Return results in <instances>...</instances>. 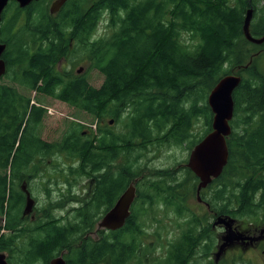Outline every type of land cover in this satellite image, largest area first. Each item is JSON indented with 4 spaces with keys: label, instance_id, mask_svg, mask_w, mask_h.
I'll use <instances>...</instances> for the list:
<instances>
[{
    "label": "trees",
    "instance_id": "trees-1",
    "mask_svg": "<svg viewBox=\"0 0 264 264\" xmlns=\"http://www.w3.org/2000/svg\"><path fill=\"white\" fill-rule=\"evenodd\" d=\"M51 1L40 0L25 8L24 25L16 36H4L8 44L6 73L13 87H0V94H6L0 97V107L5 106L0 114V217L6 213L10 194L19 193L17 185L33 168L32 158L46 157L52 150L45 149L42 137L33 136L45 119L42 104L33 107L32 115L39 114L32 116L34 123L29 121L22 129L30 103L17 98L19 86L35 90L43 80L39 86L43 94L93 119L108 117L121 123L119 134L111 130L109 135H91L74 129L56 144L53 149L59 158L66 156L65 171L75 183L97 176L104 168L107 161L102 148L116 144L118 153L129 159L120 180H102L87 205L75 209L72 221L44 213L36 221L24 223L21 244L0 237V252L9 251V263L49 264L66 251L67 264H150L142 249L145 231L135 211L124 228L99 231L98 239L92 236L94 225L141 175L142 155L130 158L135 142L138 152L154 143L193 149L212 129L209 94L230 74L242 77V82L234 93L232 133L227 138L229 162L220 178L202 192L203 200L219 214L232 213L246 220L262 218L264 44L250 43L243 30L250 5L258 9L259 17L260 6L264 17L262 0H69L54 15L49 10ZM105 18L108 33L96 38ZM251 32L257 38L264 36ZM70 44L89 55L91 69L103 76L101 86L92 85L85 74L56 70L63 54L73 50ZM18 67L24 71L23 79ZM29 74L36 75L34 83ZM19 104L24 107L22 113ZM108 109L112 110L109 114ZM196 127L204 131L198 135ZM187 171L198 184L195 175ZM154 186L153 194L144 197L147 205L160 201L179 216L192 217L157 264H186L196 255L205 259L212 248L209 232L207 243L202 244L203 225L184 202L187 193L195 195L196 186L180 182L173 173L157 175ZM208 191L211 194L206 196ZM19 197L24 200L22 192ZM137 232L142 235L137 237Z\"/></svg>",
    "mask_w": 264,
    "mask_h": 264
},
{
    "label": "rangeland",
    "instance_id": "rangeland-1",
    "mask_svg": "<svg viewBox=\"0 0 264 264\" xmlns=\"http://www.w3.org/2000/svg\"><path fill=\"white\" fill-rule=\"evenodd\" d=\"M261 6H264V0L261 1ZM106 21L107 18L101 22L96 38L108 33L106 30ZM252 22L251 31L264 35V17L260 19L258 9H256V14ZM67 42L68 40L64 41L63 44ZM64 54L66 56V62L64 66L62 65L61 67L62 71L69 70L74 75H78L77 73L85 74L92 85L95 87L101 86L103 83V76L97 70L91 69V61L87 53L82 52L78 47H74L68 54ZM40 100L41 104L46 107V114L42 124L38 127V132L45 141H57L58 143L62 140L64 135L70 133L74 129H80L81 132H86L87 134H96V131L93 133L94 130L101 126L108 125V121L111 120L108 117L104 120L101 118L98 120L93 119L88 114L80 112L59 100L50 99L48 97H42ZM25 102L28 104L31 102V99ZM107 111L109 114L112 110L108 109ZM27 120L28 115L21 121L23 123L22 125L20 124L22 129H24L25 126L28 127ZM121 126L119 121L112 123V130L117 132L115 134L120 133ZM195 130L199 135L204 131V128L196 127ZM76 136H78L77 133L75 134V137ZM243 140L244 139L241 137V141ZM55 153L56 152H54V154ZM136 154L142 155V161L138 167V171L146 177V181L141 184L138 189L141 197L135 205V212L137 214L136 219L140 222L142 229L145 231L142 237L143 253L149 254L153 261L156 257L165 256L169 245L177 240V236L181 233V229L185 225L186 220L192 218L191 214H189V217L179 216L171 210L166 208H153L144 202V197L152 192L151 187L155 183L154 174L157 172V175L166 176L174 173L180 182H186L191 186H197V183L187 171V163L190 155V150L187 145L171 147L154 143L148 145L147 148H143L142 152L136 151L133 155ZM126 158L127 156L125 154H121L120 159L117 161V165L120 166L121 170L124 167V160ZM68 162L66 156L59 158L57 153L56 156L50 154L46 156L43 163L38 161L34 162L37 166L32 173H25L23 175V181L26 180L29 183L32 194L41 202V205L35 209V215H37V217H41L44 213H51L60 220L70 222L73 220L75 209H77V207L81 208L90 199V197L85 196L84 190L88 189V184L91 182V178H93L92 175L90 177H83L75 183L73 178L68 177L65 171V164H68ZM227 183L229 184L230 182L227 181ZM22 184L21 182L17 185V188L20 189ZM73 189L77 190L78 195L73 194ZM210 194V191H208L206 196ZM184 201L189 211L200 219V225L204 224L206 227H209V224L214 222L216 216L212 212H216V210L210 207L208 208L204 204H199L196 196L191 192L186 194ZM9 206L10 205H8V207ZM4 219L5 215L0 217V227L2 228ZM98 222L94 225V229H97ZM247 223L249 225L250 223H262L264 226V221L256 220ZM222 234V230L218 229L214 237H216L217 240ZM141 235L140 232H137V237ZM201 242L202 244H206L207 238L203 237ZM215 251L216 246L209 255H205V259L201 256H196L186 264H203L205 262L206 264H215ZM130 264H135V262L133 261ZM217 264H243V262L240 261V258L231 257L225 260L221 258ZM245 264H264V256L253 255L250 261L245 262Z\"/></svg>",
    "mask_w": 264,
    "mask_h": 264
},
{
    "label": "flooded vegetation",
    "instance_id": "flooded-vegetation-1",
    "mask_svg": "<svg viewBox=\"0 0 264 264\" xmlns=\"http://www.w3.org/2000/svg\"><path fill=\"white\" fill-rule=\"evenodd\" d=\"M13 2L14 1H10L9 4L4 9L2 16H1V24H0V43L7 45V50L0 57V60H4V62L6 63V66H8L7 55H6L8 52V44L4 41V38H5L4 36L9 34L11 37H15L16 34L18 33V31L24 25V20H25V13H24L25 8H22L18 3H13ZM49 10H50V7H49ZM65 62H66V57H63L62 60H60L59 65H58L60 70H61L62 65L64 66ZM29 63L30 62H27V64H29ZM23 65H24V63H23ZM56 65H57V63L55 64V66ZM58 66L56 67V70H59ZM63 72H68V70L63 71ZM18 75L21 79H23L24 71L21 70L19 67H18ZM47 76L48 75L45 74L43 77L46 78ZM28 78L32 83H34L36 80V75L29 74ZM42 82H43V80L40 81L39 86L42 85ZM39 86L35 90L29 89L25 86L17 87L18 91H19V93L17 95L18 99L23 100L24 102L26 100L31 99V102L29 105V113H28L27 122L29 123V121H30L32 124L34 123L31 120L32 116L33 115H35V116L39 115L38 112H36L35 114L32 115V110H33L34 106L40 107V104H41L40 98L48 97L50 99H55V100L57 99L54 96H51V95L48 96L46 94H43L41 91H39ZM0 87L12 88L11 80H9L7 73H5L4 76L0 77ZM5 95L6 94L2 93V94H0V97L1 98L5 97ZM3 102H4V100H3ZM4 110H5V106L0 107V114H2L4 112ZM23 110H24L23 105L19 104L18 105V111L20 113H22ZM1 111H3V112L1 113ZM110 121L115 122L114 120H109L108 125L99 127L97 129V131L99 133L107 132L109 135V132L113 131L112 130V124H110ZM112 133H116V132L113 131ZM36 135L41 140V136L37 132V127H36V130H35V133L33 134V136L36 137ZM91 135H94V134H91ZM3 136H4V134L1 135V137H3ZM43 141L45 142V149L47 147H50L52 149L51 155L56 156V153L54 154L55 151L53 148L56 146L57 141H54V142L53 141H45V140H43ZM137 148H138L137 142H135L134 146L132 147V149H134L133 154L136 151L138 152ZM101 150H102V154L104 156V160L107 162H106V165L104 166V168L98 171V175L91 178L92 180L88 184V189L84 190V194L86 197L92 198L93 196H95L98 193L99 184L102 180H104V179L110 180L113 177L117 180H120L119 178H120V174H121V168H120V166L117 165V161L120 159V156H121V154L118 153L119 147L116 144H114V146H112V147H107V148L105 147V148H102ZM137 156H138V154L133 155L130 158H136ZM45 159H46V157L34 156L32 158L33 161L31 163L33 168H31L30 173H32L35 170V167L37 166L36 164H34L35 161L43 163L45 161ZM154 176H155V181H156L157 180V173H155ZM133 181L136 182V186H137V199L135 200L134 205H133V211H135V205L138 202L139 198L141 197V195L138 192V189H139L140 185L146 181V177H145V175L141 174L139 177L134 178L131 182H133ZM22 183L23 184L20 186V189H18L17 192H19V193L22 192V195L24 196V200L22 201V199L19 197V193L15 194L16 197L13 194H10L9 201H8L10 206L6 210L4 225H3V228L1 229V233H0V237L1 238L3 237V239L6 241H9L10 239L16 240L17 242L15 245H19L23 242L24 234H25L24 223L25 222L31 223V222L36 221V219L38 217H37V215H35V209L39 205H41V202L38 201V198L32 194V191L29 188L30 187L29 183L26 180L22 181ZM154 184L151 187L152 192L148 195L153 194V192L155 191ZM27 191L31 193V196L35 201L33 211L30 214L26 213ZM75 191H77V190L73 189V194H76ZM76 195H78V192ZM120 196H121V194H120ZM120 196H118L117 199ZM115 202H114V204H115ZM86 205H84V206H86ZM149 206L153 207V208H160V209L166 208L164 206H161L160 201H157V203H155L154 205H149ZM77 208H79V207H77ZM166 209L171 210L169 208H166ZM171 211L175 212L174 210H171ZM212 213L216 216V218H215L214 222L210 223L209 227L207 226L206 229L204 230V237H206V233L208 231L209 236H210V240L212 243V248L209 247V250H208L209 253H211V251H213V248H215V246H216V251L214 252V255H216L218 250L220 249V247L223 244V237H224V231H225L224 226H222V225L218 226L216 224L218 221L219 215H221V216H230V217L236 219V222L233 225V229L237 234H241L243 237L241 240L236 241L232 246L226 248L225 253L221 257V258H223V260L231 258V257L232 258L236 257V258H240V261H242V262H247V261H250V259L253 255L254 256H257V255L264 256V233H263L264 226H263V224L262 223H254V224L250 223V225H249L247 223V222H250V221L252 222V221H256V220L264 221V214L260 216L262 218L246 220V219H239L238 217L234 216L232 213L231 214H228V213L218 214L217 212H212ZM178 226H179V223H178ZM218 229L222 230L223 234L219 239L216 240V237H214V234ZM94 230H96V229H94ZM181 232H182V229H181ZM180 235H181V233L177 236V239L180 237ZM168 250H169V247H168L167 252H166L164 257H156V259H158V260L164 259L167 256ZM205 250H207V249H205ZM4 253L7 257V261H9V256H10L9 251H4ZM6 253L8 254V256ZM59 256H63V258L66 260V264H67L66 254L63 252ZM59 256H57V257H59ZM57 257H55V258H57ZM148 258L151 260L149 254H148ZM221 258H220V260H221ZM51 261H50V263H51Z\"/></svg>",
    "mask_w": 264,
    "mask_h": 264
},
{
    "label": "water",
    "instance_id": "water-1",
    "mask_svg": "<svg viewBox=\"0 0 264 264\" xmlns=\"http://www.w3.org/2000/svg\"><path fill=\"white\" fill-rule=\"evenodd\" d=\"M10 1L12 0H0V24L2 13ZM14 1L18 2L22 8H25L39 0ZM67 1L68 0H56L51 6V14L54 15L59 12ZM253 15L254 9L250 8L246 14L243 30L248 41L260 45L264 43V37L255 38L250 31ZM6 48L7 46L5 44L0 43V57L5 53ZM5 72L6 63L4 60H0V77L3 76ZM241 82L242 77L227 75L220 79L208 97V104L214 114L212 131L194 147L188 161V168L200 181L197 188V197L199 201H201V191L206 189L213 180L219 178L228 164L230 153L227 138L232 133L230 123L235 113L234 93ZM136 193L137 190L135 186L131 185L120 197L116 205L104 216L99 225L100 228L112 231L123 228L131 215L130 210L136 199ZM34 205L35 201L30 192L27 191V214L32 213ZM234 223L235 220L230 217H219L216 223L218 225H225L226 227L223 244L216 254V263L219 262L227 247L232 246L236 241L243 238L241 234H237L233 230ZM0 264H9L6 261V255L3 253H0ZM50 264H66V260L63 256H60L52 260Z\"/></svg>",
    "mask_w": 264,
    "mask_h": 264
}]
</instances>
